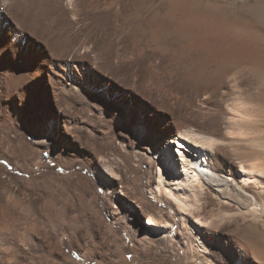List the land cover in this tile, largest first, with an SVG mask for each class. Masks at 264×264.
I'll list each match as a JSON object with an SVG mask.
<instances>
[{
  "label": "rangeland",
  "instance_id": "374dc122",
  "mask_svg": "<svg viewBox=\"0 0 264 264\" xmlns=\"http://www.w3.org/2000/svg\"><path fill=\"white\" fill-rule=\"evenodd\" d=\"M177 3L183 7L176 11ZM62 4L68 16L54 28L68 33L64 53L55 50L47 35L22 27L7 12L0 16V264H264L263 212L259 227L247 225L238 209L222 205V197L214 194L204 213L210 220H220V225L202 227L192 218L183 225L175 206L166 208L147 191V164L134 166L139 164L135 155H141L135 140L140 141L139 150L142 145L150 149L170 138L166 131L182 128L236 142L222 146L227 159L249 150L250 135L230 137L228 121L231 127L236 123L250 128L248 118L264 128V95L254 93V83L245 75L223 76L213 70L214 65L206 67L199 53L218 47V40V44L227 40L226 53L233 51L236 38L230 36L225 18L238 16L242 48L255 47L260 36L256 50L263 66L264 20L257 14L264 0H64ZM57 9L54 21L61 17V8ZM207 15L213 21L220 16L226 20L221 28L218 22L208 28L215 39L209 46L202 34L207 31L203 26ZM191 21L193 32L186 26ZM172 23L179 26L174 29ZM242 102L246 108L252 106L255 116L239 124L243 118L234 108ZM39 137L49 139V144H35ZM258 148L264 150V141ZM160 151L175 155L165 170L169 166L173 175L185 176L183 165L174 166L177 158L181 163L184 151L179 143ZM101 157L130 178L126 182L135 199L132 205L110 201L112 209L123 214L120 220L104 206L106 187L94 172ZM158 158L167 157L160 153ZM219 165L237 168L223 161ZM158 169L157 165V179ZM256 191L264 202V185ZM141 192L150 204L141 200ZM159 209L176 221L169 237L163 233L171 228L158 225L163 216L158 220L149 216Z\"/></svg>",
  "mask_w": 264,
  "mask_h": 264
},
{
  "label": "bare ground",
  "instance_id": "6f19581e",
  "mask_svg": "<svg viewBox=\"0 0 264 264\" xmlns=\"http://www.w3.org/2000/svg\"><path fill=\"white\" fill-rule=\"evenodd\" d=\"M56 1L59 2V4L60 3L61 4L58 6V3H57V5H56L55 4ZM63 1L64 0H0V16L1 17L4 16L7 12V14H9V16L12 15V17L14 19H16L22 27H24V28L27 27L29 30H31L34 33L39 32V35H40V33L47 35L51 40L53 39L52 43L55 44V46L57 47V48H55V50L59 49L58 50L59 52H60V50H63L62 53H64V50H66V47L68 48V46H67L68 44L65 45L66 42H68V40L65 39V37H64L67 32L66 33L64 32L65 33L64 34L62 32L63 30L60 32V31H56V29L54 28V26H56L55 24H57L58 22L60 23L61 20L64 21L63 20L64 17L66 18V15L68 16V12L66 11V9L64 8V6L62 4ZM170 2H171V0H170ZM173 3H175V2H173ZM176 5H177L175 8L176 11L183 7V6L182 7L178 6V3ZM59 7L61 8L60 9L61 10V17L59 16L60 18H57L58 21H54V19H55L54 16L58 13V12L56 13V11H58L57 8H59ZM169 10H171V8ZM164 11H166V10H164ZM258 11L259 12L257 15L260 17V19L264 20V7L260 8ZM209 12L210 11H208V13ZM221 14H222V11H221ZM169 15H171V14L169 13ZM187 15H189V14H187ZM172 16H173V14H172ZM180 16H183V15H180ZM1 17H0V27L2 24V18ZM157 17H155V18H157ZM61 18H63V19H61ZM158 18H160V17H158ZM162 18H163V16H162ZM237 18H238V16H237ZM237 18H235V17L230 18V19L228 17L225 18L227 21L229 20L228 29H229V31H231L230 36H232V38H236V39H234L235 48L232 49L233 51L226 53L225 48H229L228 46H226L227 40H225V42H223V44H218V41H219L218 40L217 42L215 41L217 43V45H219L218 47L210 48V50L203 49V51H201V54L199 53V56H202V59H204V60L206 59V63H207L206 67H209V66L211 67L214 65L215 69H213V70H220L221 71V74L219 73L220 75L226 76L232 72H235L236 74L240 73L242 76L245 75V77H247L249 79V82L254 83V85L252 84V86H255L254 93H256V92L258 94L261 93L260 97H262L261 95L262 94L264 95V64H263V66L261 65L262 61H261V57H260V52L256 50V46H259V40L258 39H260V36H257V38H256L255 47L247 49L244 46L242 48L241 42H243V33H242L243 30H242V27L240 26V23H239ZM225 19L221 20V16H220V19L215 18V20L213 21L212 15H207L203 18V26H204V28L206 27L205 29H207V31L204 30V33H202L205 35V39H203V40L208 44V46H209V43L212 44V43H214L213 41L215 40L214 38L211 39V36H209V34H211L210 29L213 27V24H216L218 22L217 27L221 28L222 27V21L224 20L223 23H226ZM218 20H220L221 22ZM177 23H178V21H177ZM193 23H194L193 21L187 22V25H186L187 27L189 26L188 28L192 32H193V30L196 29V27L190 28V26H192ZM159 24H161V23H159ZM200 24H202V23H200ZM162 25H165V24H162ZM162 25H160L159 27H162ZM170 25H172V28L176 29L177 25H175V23L174 24L172 23ZM173 25H174V27H173ZM63 26L64 25H62V28H63ZM170 27L171 26H168V28H170ZM209 27H211V28L208 29ZM200 28L202 29V27H200ZM171 29H169V31ZM177 29H179V28H177ZM216 30H217V28H216ZM52 31H54L55 33L53 34ZM223 33H225V32H223ZM67 35H68V33H67ZM67 35H66V37L68 38ZM41 36H43V35H41ZM219 36H220V38H222L221 34H219ZM261 36H263V35H261ZM2 39H3V37L0 36V40H2ZM157 39H158V37H157ZM164 42H167V41H164ZM162 48H163V46H162ZM167 48H168V46H167ZM235 49H237V50L235 51ZM159 50H160V48H159ZM66 52H68V54H69V51H65V55H67ZM184 52H186V51H184ZM1 53H2V51L0 50V54ZM62 53L58 54V55L61 56V55H63ZM160 53H161V50H160ZM99 54H101V53H99ZM55 55H57V53ZM64 58H66V56ZM64 58H63V60H64ZM71 58H72V56H71ZM76 58H78V57H76ZM243 64L245 65V69L241 68V67H243ZM247 64H248V68H246ZM200 66H202V65H200ZM112 67H113V64H112ZM211 68H213V67H211ZM67 69H68V67H67ZM80 92H77V93H80ZM69 93H71V95H72V92L70 90H69ZM78 95H81V94H78ZM250 99L253 100L252 98H250ZM241 104H242V106L240 105V107H236V108L233 107V108L240 115V117L244 119V120L241 119V121H239L237 123L240 124V122H242L244 124L245 122H243V121H245V119H246L245 117H250V118L254 117L255 112L253 110H250L252 108V106L249 109V108H246L247 106L244 107L243 102ZM251 104H252V102H251ZM256 105H255V107H256ZM258 107L259 106L257 105V108ZM230 119L232 120V118H230ZM246 120H247L246 123L250 124V128H245V126L244 127H242V126L238 127V124L235 125L236 123H234V125L232 127H238L237 130L232 129V127H231L232 121H228V123H230L227 126V127H230V130H229L230 137H232L231 133H233V135L237 134V136L239 133V136H241V137L243 134H245V135L248 134L251 137L249 139V144L251 145V146H249V150H247L245 152H236L235 154L231 153L233 155L232 159H227L224 155H222L221 150L223 148L222 147L223 145L228 146V144L231 143V145L233 144V146H234V143H236V142H234V141L229 142V140L226 142V141H223L224 139L219 140L216 137L213 138V137L207 135L206 133L203 134V133L195 131L194 129L182 128V129H178L175 131L174 130H172V131L168 130L166 132H168V134H170V138H167V140L160 145H156L153 143L154 145H152V147H150V149L146 148L145 145H142L143 149L139 150L138 148L141 144H138V143H140V141L135 140L136 146H137L136 152L137 153L140 152L141 155H138L135 153L136 154L135 156L139 157V159L137 161V162H139V164L134 165V166H142L143 164H147V167H148L147 172H146L148 174L147 191H149L151 193L152 197L157 198L159 202L166 204V208L175 206V210L177 211V215L180 216L179 219L183 222V225H185V222L187 223V220H190V218L194 219L195 222H197V224L201 225L202 227H207V225H220L219 219H218L219 221L216 220L217 222L210 220L206 216V214L204 213L205 212L204 208H206V205L208 204L209 200L211 198H214L213 197L214 194L220 195L222 197V199H223V201L221 203L222 205L232 206V207H235L236 209H238V212L241 213V216L244 219V220H242V219L241 220L246 222V219H247V225L248 224L249 225H258V227H259V225L261 224L259 222V220H260L259 214L260 213L262 214V212L264 213V205H263L264 202L259 201L260 196L257 195L258 190L256 191V188L264 185V175H261V173L264 172V150L258 148V143H260V141H264V128L261 127V124L256 120L250 121V122H249L248 118ZM234 121L236 122L237 119L234 118ZM228 133H226V134H228ZM237 140H239V139L237 138ZM172 142L173 143L174 142L179 143V146L181 148H183V150H184L180 154L182 157L181 163H180V159L178 160V158H177V159H175L174 166H175V168H178V166L180 164L183 165V167L186 171L185 173H183L185 176H181V175H178L176 173L173 175V173H172L173 171H171L169 166H167V171L165 170L166 169L165 163L174 162V158H172V157H175V155L171 154L168 156V153L164 154V152H161L160 150L166 146H170V144H172ZM35 144H37L39 146H43L45 144L48 145L49 139L47 140V138L39 137L36 140ZM237 144L239 145L240 143H237ZM144 147H145L146 151H144L145 150ZM233 148H235V147H233ZM233 148L231 147V149H233ZM240 148L242 149L243 145ZM155 149L157 150L156 152L154 151ZM235 149H238V151H239V147L235 148ZM42 151H41V153H42ZM241 151H243V150H241ZM146 152L148 153V155L146 154ZM230 152H232V151H229V153ZM234 152H235V150H234ZM160 153H163V155L167 157L165 161L162 159L160 160L158 158V155ZM223 153H224V151H223ZM53 155L54 154H53V151L51 149L50 157H52ZM99 160H100V163H98L95 166L94 172L96 174L97 181L101 182L103 184V186L106 187V189H105V191H106L105 200L106 201H105L104 206H106L108 208L110 214L116 220L117 219L120 220V219H122V218H120V216H122L123 214L120 215V209L119 210L112 209V207L110 206V201L114 200L115 202H118L121 205H125V204H129V206L132 205V201L135 199H132V197H130V195H129L130 194V190H129L130 186H128V184L126 182V180L130 179V178H126V177H129L127 175V173H125V175L120 174L116 170L118 168V166H114L112 161L106 159L105 157L104 158L101 157ZM112 160H113V158H112ZM220 161H223L226 164H228V163L229 164H235V165H237V168H227V167H224V165L223 166L219 165L220 167H218L217 164ZM161 164L163 165V171L164 172H162ZM157 165L160 167V170L158 169L160 171V175H159L158 179L156 178V170L154 173V169H156ZM175 171L177 172L178 170L175 169ZM181 174H182V172H181ZM240 174H241V176H240ZM141 180H142V173L139 174L140 186L142 184ZM87 181L90 183H94L96 185V182H94L91 179H88ZM118 188H120V189L118 190ZM118 191H119V193H118ZM120 193L124 194L125 197H121L119 195ZM96 195L97 194H95V196ZM140 195H141V200H143V202H145V204H147V203L150 204V202L144 197L142 192ZM262 205H263V207H262ZM133 206L136 208L135 205H133ZM151 206L154 207L153 204H151ZM163 210L164 209H159L157 215L149 214V216L151 218H155V219L157 218V220L159 217L163 216V218L162 217L161 218L163 219L162 221L164 222V224H162L161 223L162 221H160L161 219H159L160 222L158 225H164V226H168L169 228H171L169 230V232L167 231V233H163L164 236H167V234L169 236H171V233L174 231L173 229H174V225L176 224V221H174V220L171 221L170 215L166 211H163ZM151 211H152V209H151ZM155 219H154V222H155ZM233 221H235V220H233ZM237 222H239V221H237ZM240 223H242V222H240ZM255 229H257V227ZM179 232H182V231H179ZM185 233H186V231H185ZM188 233L189 232H187V234ZM157 234L158 233H154V235H157ZM169 236H167V237H169ZM141 238H143V237H141ZM255 238L256 237H254V239ZM251 242H253V241H251ZM255 244H257V246H258L257 241ZM255 244H254V246H255ZM190 245H192V244H190ZM1 247H2V245H1ZM253 249H255V248H253ZM262 249H264V248H262ZM257 256H260V255H257Z\"/></svg>",
  "mask_w": 264,
  "mask_h": 264
},
{
  "label": "snow or ice",
  "instance_id": "6c2138e0",
  "mask_svg": "<svg viewBox=\"0 0 264 264\" xmlns=\"http://www.w3.org/2000/svg\"><path fill=\"white\" fill-rule=\"evenodd\" d=\"M0 47H3V42H2V40H0ZM172 147L175 148V145H172ZM161 167H163L162 164H161ZM261 175H264V172H262Z\"/></svg>",
  "mask_w": 264,
  "mask_h": 264
}]
</instances>
